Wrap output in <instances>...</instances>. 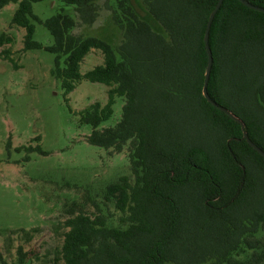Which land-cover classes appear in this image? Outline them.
<instances>
[{"label":"trees","instance_id":"16d2710c","mask_svg":"<svg viewBox=\"0 0 264 264\" xmlns=\"http://www.w3.org/2000/svg\"><path fill=\"white\" fill-rule=\"evenodd\" d=\"M43 1L52 0H0V9L17 5L11 22L25 29L24 51L55 56L51 75L66 94L84 79L109 88L107 103L91 104L81 121L93 128L91 145L126 150L131 168L104 191L120 213L117 225L92 201L94 216L82 211L63 223L58 264H264V157L203 95L205 30L218 0H141L142 11L112 0L105 6L120 31L113 42L75 32L95 23L98 0H61L72 10L46 20L33 10ZM247 1L264 8V0ZM36 23L53 44L34 39ZM13 42L0 35V46ZM209 44V96L243 120L264 151V12L224 0ZM93 49L103 63L82 74ZM1 54L14 62L8 50ZM116 97L125 98L120 120L99 129ZM17 253V264H26L24 247Z\"/></svg>","mask_w":264,"mask_h":264},{"label":"rangeland","instance_id":"374dc122","mask_svg":"<svg viewBox=\"0 0 264 264\" xmlns=\"http://www.w3.org/2000/svg\"><path fill=\"white\" fill-rule=\"evenodd\" d=\"M131 1L142 11L141 0ZM107 2L112 0H98L95 23L75 32L118 39L120 31L110 21ZM16 8L11 3L0 9V35L14 38L12 44L0 46V264H17L20 245L29 254L26 264H58L63 223L82 211L94 216L98 210L92 201L113 215L111 222L117 225L120 213L105 201L104 191L120 177L131 176V168L126 150L116 153L91 145L93 128L81 121V112L91 104L107 103L109 88L84 79L66 94L51 75L55 56L43 49L24 51L25 29L11 22ZM70 9L61 0L33 4L42 20ZM34 39L53 44L39 23ZM3 50L14 62L5 59ZM102 63L103 54L93 49L80 71L85 74ZM124 104V97H116L112 117L99 129L115 126ZM21 230L31 232L32 239Z\"/></svg>","mask_w":264,"mask_h":264},{"label":"water","instance_id":"95a60500","mask_svg":"<svg viewBox=\"0 0 264 264\" xmlns=\"http://www.w3.org/2000/svg\"><path fill=\"white\" fill-rule=\"evenodd\" d=\"M224 0H218L214 10L211 12L208 22H207V26H206V30H205V46H206V50H207V54H208V64H207V69H206V74H205V82H204V87H203V95L204 97L215 107L219 108L220 110H222L224 113H226L228 116H230L232 119H234L235 121H237L243 130V137L247 140V142L257 151L259 152L263 157H264V151L257 146L249 137H248V133L246 132L245 129V123L243 122V120H241L239 117H237L235 114H233L231 111L227 110L226 108L218 105L210 96L208 93V83H209V78H210V74H211V69H212V65H213V55H212V50L209 44V39H210V30H211V26H212V22L215 18V15L217 14L218 10L220 9V7L222 6ZM244 5H246L249 8H252L254 10H258L260 12H264V8L256 6L251 4L249 1L247 0H240Z\"/></svg>","mask_w":264,"mask_h":264}]
</instances>
